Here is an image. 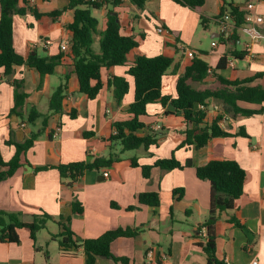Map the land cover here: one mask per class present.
Segmentation results:
<instances>
[{"label":"crops","instance_id":"obj_1","mask_svg":"<svg viewBox=\"0 0 264 264\" xmlns=\"http://www.w3.org/2000/svg\"><path fill=\"white\" fill-rule=\"evenodd\" d=\"M226 2L245 11L246 5L253 3L252 12L262 16L263 22L245 23L234 33L236 39L223 35L219 15ZM27 3L20 2V6L26 8L25 14L14 17L16 52L24 57L32 51L42 56H57L64 51L61 45L69 43L68 50L64 51L68 52L71 33L67 26L73 21L74 13L65 11L55 18L49 14L66 7L69 0ZM108 9L92 10V15H97L94 17L99 21V31L105 28ZM111 13L117 14L124 26L133 29L137 36L139 47L131 53V60L138 55L164 54L173 58V65L162 82L165 95L176 96L178 78L192 62L182 45L205 60L216 74L229 80H242L264 72V0H205L204 5L195 10L173 0H148L143 9L130 0H121ZM201 18L207 19L208 23L203 26ZM159 26L167 32L158 33ZM99 39L96 35L93 45L96 52H99ZM46 41L51 44L46 45ZM205 47H210L211 51ZM240 51L247 52L243 58L233 56L232 53ZM225 55L233 66L227 64L225 69L216 70L220 58ZM126 70L124 66L104 69V88L96 99L91 100L80 92L73 62L68 57L60 62L53 74L44 77L40 87L39 74L32 68L17 66L8 76L0 69V146L5 161L16 152L15 146L6 145L5 141L12 137L15 142H24L32 132L41 131V121L33 126L27 122L26 115L31 108L49 114L50 97L67 78L63 111L50 115L47 127L33 147L21 156V167L12 177L0 182V210L19 214L24 222H31L33 215L42 211L56 220L62 217L61 222L68 221L80 241L97 238L116 228L140 227L141 232L136 237H121L111 244L112 254L127 258L128 264H207L206 255L198 244L202 241L198 226L208 215L211 185L197 177L196 167L211 160L231 159L246 171V180L244 193L236 201L235 208L217 225V257L228 264H251L254 259L258 264H264V113L249 117L224 113L220 126L233 136L212 139L200 150L194 146L177 149L183 138V117L166 114L165 111H172L169 104L166 107L160 103L149 104L148 116L143 120L154 131L162 127L166 132L159 146L134 150L132 154L125 152L120 162L108 169L87 171L73 185L68 184L69 180H63L57 169L34 171L38 166H58L107 156L110 151L119 152L120 147L111 145L108 138L113 133V123L130 117L127 111L134 101L135 86ZM113 75L126 76L129 82V91L120 102L113 88L106 83ZM12 79L23 80L28 93L23 111L25 119L10 114L15 90L8 80ZM190 83L201 91L223 88L213 74L202 82ZM250 85L264 87V76ZM208 104L205 124H210L223 110L215 100ZM238 105L245 109L261 107L243 102ZM71 113L75 116L71 117ZM58 125L61 130L54 137ZM241 128L247 137L235 135ZM87 132L93 134L85 136ZM172 154L182 163L191 159L194 165L174 170L155 167L150 178H145L141 168L130 163V159L136 157L141 166L153 165L158 159L169 158ZM180 188L183 196L174 197L173 191ZM144 192H158L160 206L153 208L140 204L137 195ZM75 201L83 208L81 214L73 210ZM130 206L136 208L128 210ZM231 216L245 229L228 222ZM59 231L56 223H48L47 228L33 239L29 229H19V243L0 242V264H86L81 245L63 253L58 240L50 238ZM149 251H153L152 260L148 257ZM163 254L165 258H162ZM96 264L124 263L99 257Z\"/></svg>","mask_w":264,"mask_h":264},{"label":"trees","instance_id":"obj_2","mask_svg":"<svg viewBox=\"0 0 264 264\" xmlns=\"http://www.w3.org/2000/svg\"><path fill=\"white\" fill-rule=\"evenodd\" d=\"M148 0H130L139 9H143ZM176 3L186 6L192 10L204 5L205 0H173ZM249 1V0H248ZM20 2L27 5L26 0H0V69H4L6 76L13 73L17 66L25 65L32 68L39 74V87L45 76L55 72L56 67L65 58H70L73 62L74 72L79 80L80 92L87 98L94 100L104 88L102 71L117 66L127 67L126 75L134 80V101L128 109L129 119L113 123V133L108 138L111 145H118L119 152L110 151L107 156L95 157L88 160L76 161L58 166L44 165L34 167L35 172L49 169H57L60 177L69 180L68 184L73 185L87 171L108 169L115 163L122 160V154L138 149L148 150L151 146H159L160 141L166 136L165 129L154 131L150 125L143 120L148 116L147 107L149 104L160 103L163 107L168 104L172 111H165L166 114L183 117L184 126L181 130L183 138L180 140L177 149L194 146L197 150L202 149L212 139L229 137L233 134L225 131L220 126L222 114H241L243 116H253L264 113V87L261 85H250L256 79L264 76V72L242 79L229 80L222 75L216 74L209 64L198 56H194L192 62L186 67L185 72L179 76L176 85V96L165 95L162 92V82L168 70L173 65V58L164 54L153 57L138 55L131 60V53L139 47V41L133 29L124 26L117 14L112 15L113 9L121 3V0H69L66 7L49 14L51 18L60 16L65 11H73V21L67 26L71 33L70 49L57 56H42L36 51H32L24 57L16 52L14 47V17L24 15L25 7L20 6ZM106 25L104 30H98L99 21L92 15V10L108 8ZM233 17L235 29L231 34L232 39H236L234 33L245 25V10H241L232 2H226L219 15L222 18L225 14ZM40 17L39 14L36 15ZM208 20L201 18L204 26ZM99 35V52L94 50L95 36ZM247 52L240 51L232 53L236 58H243ZM229 58L225 55L220 58L216 70H223L228 64ZM213 74L223 88L218 90H197L191 82H202L209 75ZM14 86V106L10 114L25 119L23 113L28 93L24 88V81L12 79L8 80ZM109 88H113L116 99L120 102L129 91V82L126 76L113 75L106 81ZM67 88V78L58 85L52 93L49 101V114H41L36 108H31L26 115V120L31 125L41 121V131H34L24 142H15L12 137L5 141L6 145L15 146L14 156L5 161L0 146V182L12 177L21 167V156L25 154L40 137L41 132L47 127L50 115L63 111L64 92ZM212 100L219 102L223 106L221 115H218L210 124H205L208 103ZM255 104L261 106L259 109H245L239 103ZM71 113V117H74ZM93 132H87L88 136ZM235 135L247 137L244 128H241ZM52 136V135H51ZM178 140V138L176 139ZM133 167L141 168L145 178H150L151 170L155 167L163 170L184 169L194 165L191 159L184 163L179 161L174 154L169 158L158 159L153 165H143L138 163V159H130ZM197 177L200 180L208 181L211 185L210 205L206 219L198 226V235L201 238L199 246L202 248L207 258V264H226L217 257V225L223 220L224 215L235 208L236 201L244 193L246 171L241 165L231 159L211 160L205 165L196 167ZM174 197L181 198L183 189H175ZM140 204L158 208L161 200L158 192H144L137 195ZM75 213L81 214L83 208L80 203L73 202ZM114 206V204H113ZM116 207V205H115ZM135 206L128 207L134 210ZM191 211H189L190 213ZM188 213V212H187ZM173 218V208L170 209ZM59 217L56 220L52 215L42 211L32 217L31 222H24L17 213H9L0 210V242L19 243L18 230L27 228L31 237L36 238V234L47 228L48 223H56L60 231L51 234L52 240H58L63 253L69 252L72 248L81 245L86 257V264H96L99 257L112 259L115 263L122 262L128 264V259L116 257L111 252V244L121 237H136L141 232L140 227L116 228L104 232L97 238L80 241L71 229L69 222H61ZM235 227L245 229V226L234 216L227 219ZM206 228L203 235L202 228ZM158 264H160L158 262Z\"/></svg>","mask_w":264,"mask_h":264},{"label":"built area","instance_id":"obj_3","mask_svg":"<svg viewBox=\"0 0 264 264\" xmlns=\"http://www.w3.org/2000/svg\"><path fill=\"white\" fill-rule=\"evenodd\" d=\"M28 2H32L33 0H27ZM254 8V5L253 3H248L246 5V14H245V23H262L263 22V17L262 16H257L255 15L252 10ZM220 28H221V32L223 33V35H226V36H229L231 35L233 29L235 28V25H234V22H233V17L231 15H229L228 13L225 14L221 20H220ZM157 32L162 34V33H165L167 32V30L163 27V26H159L157 28ZM46 45H49L51 44V41H46L45 42ZM68 47H69V43H64L61 45V48L66 51L68 50ZM182 49L186 52L187 56L191 59H193V57L195 56V52L189 48H186L184 45L181 46ZM228 65L230 66H233V63L232 61L228 62ZM159 128V127H158ZM61 128L60 126L58 125L56 128H55V131L53 133V136L56 137L59 132H60ZM206 232V228H202L201 230V233L204 235ZM153 251H149L148 252V257L150 260L153 259ZM166 255H162V258H165ZM258 260L257 259H254L251 264H258ZM228 264V263H226Z\"/></svg>","mask_w":264,"mask_h":264},{"label":"rangeland","instance_id":"obj_4","mask_svg":"<svg viewBox=\"0 0 264 264\" xmlns=\"http://www.w3.org/2000/svg\"><path fill=\"white\" fill-rule=\"evenodd\" d=\"M94 16H97V15H95L94 14ZM240 47H241V45H240ZM209 52L211 51V49H210V47H205ZM132 153H134V151H128V152H126V154H132Z\"/></svg>","mask_w":264,"mask_h":264},{"label":"water","instance_id":"obj_5","mask_svg":"<svg viewBox=\"0 0 264 264\" xmlns=\"http://www.w3.org/2000/svg\"><path fill=\"white\" fill-rule=\"evenodd\" d=\"M112 15H114L115 13H111Z\"/></svg>","mask_w":264,"mask_h":264}]
</instances>
